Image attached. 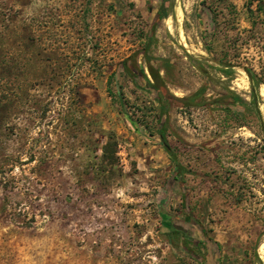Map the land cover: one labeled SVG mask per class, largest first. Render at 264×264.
I'll return each mask as SVG.
<instances>
[{"label":"rangeland","instance_id":"374dc122","mask_svg":"<svg viewBox=\"0 0 264 264\" xmlns=\"http://www.w3.org/2000/svg\"><path fill=\"white\" fill-rule=\"evenodd\" d=\"M263 132L264 0H0V264H264Z\"/></svg>","mask_w":264,"mask_h":264},{"label":"trees","instance_id":"16d2710c","mask_svg":"<svg viewBox=\"0 0 264 264\" xmlns=\"http://www.w3.org/2000/svg\"><path fill=\"white\" fill-rule=\"evenodd\" d=\"M248 75H249V78H250V81H251V86H252V90H253V95L256 91V88L261 84V82L258 80L257 76L254 74V72L252 70H246ZM152 73V71H151ZM141 74L143 75V77L145 78L146 80V83L147 85L154 89L157 93H158V102H159V105H160V108L161 110H165L168 106H171V105H175L177 107H182V104L183 103H186V102H191V103H194V101L202 94V92L204 91V89L200 90L198 93H196L193 97L191 98H175L173 96H170L169 94H167L166 92V89L164 86H162L160 84V82L158 81H155V83H152L147 75L145 74L144 71L141 72ZM153 75V74H152ZM154 76V75H153ZM240 102L243 104V105H248L249 103L243 101L242 99H240ZM164 128H159V136L162 140V143L164 145V147L166 148L167 152L169 153L170 157L172 158L173 160V163L175 165V171H174V175H177V174H180L181 171H182V167L179 163V161L177 160L173 150L170 148V146L168 145V142L166 140V136H165V133H164ZM263 142H264V132H263ZM168 227L170 228L171 231H173L175 234H180L181 236H186L187 232L185 229H181V228H176L174 227L171 223L168 224ZM201 232L202 233H205L204 229L201 227Z\"/></svg>","mask_w":264,"mask_h":264}]
</instances>
